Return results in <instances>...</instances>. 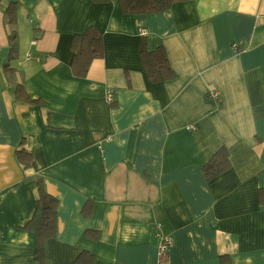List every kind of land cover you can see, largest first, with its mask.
I'll return each instance as SVG.
<instances>
[{
  "label": "crops",
  "instance_id": "0c3cea01",
  "mask_svg": "<svg viewBox=\"0 0 264 264\" xmlns=\"http://www.w3.org/2000/svg\"><path fill=\"white\" fill-rule=\"evenodd\" d=\"M13 2L18 58L6 71ZM91 28L104 56L79 78L71 44ZM144 40L165 48L173 80H149ZM20 84L36 104L16 99ZM22 146L28 174L58 200L47 264L84 252L94 264H264V0H186L153 15L123 14L119 0H2L0 264H35L25 226L38 191L24 181ZM221 148L230 169L207 181ZM158 224L173 242L165 263Z\"/></svg>",
  "mask_w": 264,
  "mask_h": 264
},
{
  "label": "trees",
  "instance_id": "16d2710c",
  "mask_svg": "<svg viewBox=\"0 0 264 264\" xmlns=\"http://www.w3.org/2000/svg\"><path fill=\"white\" fill-rule=\"evenodd\" d=\"M97 3H107L110 0H92ZM186 0H119L120 8L126 15H153L170 10L175 4ZM2 0H0L1 6ZM17 3L13 2L6 11L8 24L12 28L10 37L9 59L5 64L6 71H12V63L17 60ZM73 60L71 69L74 76L84 78L87 76L91 64L104 56L103 34L91 28L81 35H76L71 44ZM140 55L142 63L149 80L154 83L171 81L175 78L167 52L164 47H159L154 51H149L144 40L141 46ZM14 94L17 100L36 104L38 101L28 95L23 85H18ZM220 99V98H219ZM216 100L220 103V100ZM24 144V142H22ZM17 160L20 163L25 179L24 181L37 188L38 197L36 199V209L32 219L25 228L36 237L35 264H47L46 244L52 240L57 233L58 224V200L48 194L44 188V180L41 176L30 175L28 172L32 168L31 154L22 146L16 151ZM230 169L229 153L225 148L218 150L214 156L203 167V173L207 181H212ZM258 199L264 205V188L259 190ZM93 203L87 202L82 210V215L86 218L92 215ZM88 237L97 239V233L86 232ZM96 257L90 253H82L76 260L77 264H94ZM222 264H232L228 257H222Z\"/></svg>",
  "mask_w": 264,
  "mask_h": 264
},
{
  "label": "built area",
  "instance_id": "2783aa9c",
  "mask_svg": "<svg viewBox=\"0 0 264 264\" xmlns=\"http://www.w3.org/2000/svg\"><path fill=\"white\" fill-rule=\"evenodd\" d=\"M141 33H142V35H145L146 31L141 30ZM27 57H28V59H32L31 54H28ZM209 96L214 100H218L220 98L219 93L217 91L210 92ZM107 99L109 102H113V92L112 91H109L107 93ZM156 230L158 232V237L160 238V247H159L160 258H161L162 262L165 263L166 260L168 259L170 250L173 246V242L169 236H164L161 233V230H162L161 224L157 225Z\"/></svg>",
  "mask_w": 264,
  "mask_h": 264
}]
</instances>
